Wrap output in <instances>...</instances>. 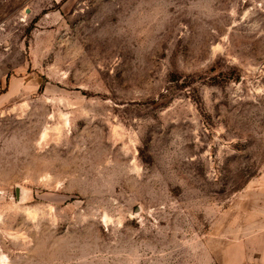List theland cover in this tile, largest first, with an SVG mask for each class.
<instances>
[{"label": "rangeland", "instance_id": "1", "mask_svg": "<svg viewBox=\"0 0 264 264\" xmlns=\"http://www.w3.org/2000/svg\"><path fill=\"white\" fill-rule=\"evenodd\" d=\"M0 264H264V0H0Z\"/></svg>", "mask_w": 264, "mask_h": 264}]
</instances>
